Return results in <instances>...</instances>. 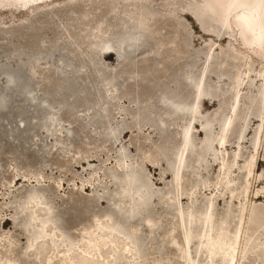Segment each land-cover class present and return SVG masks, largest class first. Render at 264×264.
Listing matches in <instances>:
<instances>
[{"label": "rangeland", "instance_id": "374dc122", "mask_svg": "<svg viewBox=\"0 0 264 264\" xmlns=\"http://www.w3.org/2000/svg\"><path fill=\"white\" fill-rule=\"evenodd\" d=\"M54 2L51 7L58 13L40 30L42 58L37 61L47 75H52L50 79L40 78L24 56L14 55L21 52L12 50L19 44L16 31L7 42L2 38L9 28L19 30L26 24L29 14L50 6L0 9V90L8 92L4 93L7 99L12 98L0 115V238L12 237L14 256L25 264H44L46 249L37 255L24 253L29 234L19 203L28 189L35 188L51 207L54 224L64 235L79 239L82 228L95 216L109 215L119 226L136 231L140 264H183L178 251V245L183 244L180 213L206 208L209 196L215 194L211 190L218 179L221 153L230 160L237 142H242L231 176L239 186L247 175L245 159L259 137L246 210L250 209V215H246L244 225L248 233L264 242V93L261 96L253 86L242 89L236 104L237 126L229 132L231 145L221 151L214 139L228 117L236 76L246 57L253 72L261 69L264 61L252 52L247 55L231 40L218 13L200 0H113L106 22H125L136 15L149 24L140 29L126 27L122 34L120 26L101 22L102 12L89 15L99 3ZM73 7L76 19L70 24L69 9ZM158 20L163 24L158 29L163 40L168 42L171 32L176 34L171 52L153 53L151 28L160 24ZM83 28L93 33L91 46L78 44L76 36L67 33L83 34ZM54 31L57 47L49 41ZM125 31L131 34L128 43L123 42L122 52L125 45L130 47L133 39L140 38L131 50L126 47V60L121 62V57L118 61L114 53L103 50L105 45L98 43L97 35L115 44L126 39ZM67 48L79 53L74 56ZM18 71L30 95L45 97L38 101L41 106L35 108L25 99V92L12 93L13 89L5 87L6 75L15 77V87L21 86ZM133 72L138 74L134 80L129 79ZM197 90L201 93L195 100ZM4 94L0 98H5ZM162 96L168 97L167 103H162ZM194 101L193 117L186 115V109L175 111V107L183 108ZM20 107L25 112L20 113ZM146 112L149 116L141 117ZM49 114L52 116H46ZM201 125L208 129L206 134ZM108 126L118 127L114 138L107 134ZM186 128L188 147L183 146ZM23 176L29 180L24 181ZM131 180L145 184L141 185L142 197L134 205L122 195ZM257 189L260 192L256 196ZM219 195L217 192L212 206L213 217L225 219L233 229L239 201ZM5 220L9 222L3 225ZM147 220L152 221L150 228ZM196 248V239H192L190 255L204 260L205 256H196ZM259 248L247 251L238 264H264ZM1 252L4 248L0 245Z\"/></svg>", "mask_w": 264, "mask_h": 264}, {"label": "bare ground", "instance_id": "6f19581e", "mask_svg": "<svg viewBox=\"0 0 264 264\" xmlns=\"http://www.w3.org/2000/svg\"><path fill=\"white\" fill-rule=\"evenodd\" d=\"M54 1L57 0H0V9L9 7H14L16 9H30L33 5L36 6V8L50 6L47 9H38V12L29 14L26 19V24H22L19 30L18 28H9L5 31V36L3 35L2 37L5 39L14 37L11 36L12 32H17L16 38L18 39L19 44H17V46L12 50L16 49L17 51H20L21 49V52L14 53V55L18 56V58L24 56L27 61L26 63L32 67L40 78L43 79H50L52 75H47V71L37 65V61L42 58V51L39 50L42 40L40 30L47 26L49 18L58 13L55 8L51 7V3ZM83 1L85 2V5L88 6L94 3H99V6L95 7L94 10H91L89 15L95 13L94 11L96 10L102 12L101 22L108 23L105 20V16L107 13L111 12L110 7H112L113 4L110 2H113V0ZM200 1H202L204 6L209 7L212 12L215 11L218 13L219 21L222 26H225L226 34L229 38H231V40L237 42L238 46H240L242 50L246 51L247 55L249 52H252L264 61V0ZM74 9L75 7L69 9L72 12V14L68 17V22L70 24L76 19L74 16L76 13ZM57 10H59V7ZM31 11H33V9ZM132 19L136 22H131ZM161 22L162 21H159L160 24L153 27L154 29L151 28L152 31L150 30L153 35L151 42L154 54H161L164 51L171 52V50H174L172 44L175 43L176 34L171 32V37L169 36V39L167 40L168 42L163 40L161 31L158 30L163 27ZM109 23L108 26H118V28L120 26L121 34L123 33L121 29L124 30L126 27L136 29H140L143 26L149 27V24L143 18H139L136 15L125 22L115 20L112 24ZM128 23L129 25H127ZM83 32V34H80L75 33V31H67L70 36H76V42L78 44L87 43L88 46H91L93 43L91 35L93 33L84 28ZM129 34H131L130 31H125L123 36L124 38L126 37V39L116 41L115 44H109L106 40L102 39L99 34L97 35V41L98 43L105 45L103 50L114 53L119 61V53L122 52L121 49L123 47V42L126 41L128 43ZM57 37V31H54L53 37L49 40L52 47L58 46L59 43ZM7 39L5 42H7ZM165 42L168 44V48L165 47ZM125 49L126 48L123 49V52ZM67 50L72 51L74 56H77L79 53L78 49L71 50L70 48H67ZM248 57L249 56L246 57L245 66L236 76V85L232 93L233 101L229 109L228 117L226 116L227 118L222 125L221 133L214 138L216 140V148H220L221 151L223 149L224 151L227 150V146L231 145L229 132L231 129L235 130L237 126L235 117L238 115V107L236 104L240 101L241 90L253 86L261 96L264 93V66L253 72V69L249 64ZM19 71L16 72V74L22 87H15L14 85L16 79L13 75H10V77H13L14 79V84H12L9 88L10 90L13 89L12 93L15 91L21 93L25 92V99L34 103L35 108H37V106L40 105L38 101L45 99V97L41 95L39 99H36L30 95L27 91V83L23 81ZM119 72L124 71L120 70ZM54 73L56 74L57 71H54ZM137 75L138 74L133 72V75H130L129 79L134 80ZM8 77L7 75L5 76V83L9 79ZM108 80L111 82L114 81L112 78H108ZM146 86H144V88ZM198 86L196 88H198ZM4 93H7L8 95L6 90L1 89L0 95H3ZM200 93L201 92L198 90L195 91V100L200 96ZM7 95L4 94L5 98H0V115L5 113V110L9 108V104L12 101V98L7 99ZM161 98L163 100L162 103H167L168 97L162 96ZM195 103L196 102L194 101V104L185 105L183 108L175 107V111L178 113L188 111L186 115L191 114L193 117ZM20 108L18 110L20 113L25 112L23 108ZM46 116L49 117L50 114ZM148 116V112L141 114V117L147 118ZM201 126L203 127V125ZM107 128V134L114 138L118 127L115 128L108 126ZM207 130L208 129H204V127L202 128V131L205 134ZM259 132L260 130L258 133ZM188 136L189 132L188 128H186V131L183 134V146L188 147ZM237 144V150L235 149L230 160L226 161L223 153H221V159L219 158L220 162L218 161V164L220 165L218 179L211 190V193L212 191H215V194L212 193L213 195L211 194V197L209 196L206 208L204 210H187L186 212L180 213L183 244L178 245V251L183 264H238L239 260L245 255V253L253 248L261 247L262 249H259L262 253H264V242L258 241V236H254L253 232L248 233L244 225L246 215H250V209L246 212L250 204V178H253L255 173L260 137L259 139H255L253 151L245 159L247 175L245 176L244 174L245 180L239 186L235 184V179L231 177L233 173H235L234 167L238 164L240 159V145L242 142H237ZM22 178L24 181L29 180L25 176ZM35 181L40 183L39 179H35ZM16 183L17 182H15L14 185ZM127 184H129L130 187H125L122 195L123 198L128 197L134 205L136 200L142 197L141 185L144 186L145 184L142 183V180H131L128 181ZM204 188L210 189V187ZM262 189H264V187H262ZM217 192H220V195L223 194V197L226 196V198H229L231 201H239L240 210L238 214V221L233 229H229L225 219L217 221L213 217L214 210L212 209V206ZM259 192L260 190L257 189L254 194L257 196ZM42 198L43 195L38 189L31 188L26 191L23 200L19 203L21 212L25 213L23 226L29 234L27 244L24 248L25 254L32 253L37 255L41 252V250L46 249L47 251L44 255L43 261L44 264H140L141 256L136 248L137 236L135 230L119 226L116 222L111 221L109 215H106L103 217L95 216L88 227L82 228V234L79 239L66 236L59 230V226L57 227V225L54 224L51 207L45 204ZM147 221V227L150 228L152 221ZM7 222H9V220L3 221L2 224L4 225ZM58 231L60 233H58ZM192 239H196L197 242L196 256H205L204 260H197L190 255L188 247ZM13 242L14 240L9 236H3V238H0V245L4 248V252L0 253V264H25V260H18L14 256L16 247L13 246ZM150 264H157V262L153 261Z\"/></svg>", "mask_w": 264, "mask_h": 264}, {"label": "water", "instance_id": "95a60500", "mask_svg": "<svg viewBox=\"0 0 264 264\" xmlns=\"http://www.w3.org/2000/svg\"><path fill=\"white\" fill-rule=\"evenodd\" d=\"M139 38L140 37H138L137 39H133L134 40V42L137 44V41L139 40ZM134 42H132V44L130 45V47H127V49H129V50H131L132 48H134V46H135V43ZM124 48H126V45L124 46ZM122 50V49H121ZM134 51V50H133ZM5 53H7V51L5 50L4 51ZM123 53V54H122ZM121 53V55H120V57H121V62H125V53H127V51L124 53V52H122ZM130 53H131V51H130ZM9 79L7 80V82H6V85H5V87L6 88H9L12 84H14V79H13V77H8ZM25 122V121H24Z\"/></svg>", "mask_w": 264, "mask_h": 264}]
</instances>
